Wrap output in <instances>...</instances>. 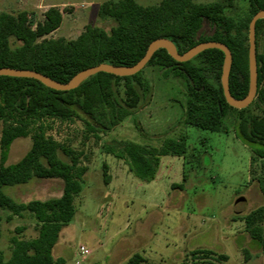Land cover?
<instances>
[{
	"label": "trees",
	"instance_id": "1",
	"mask_svg": "<svg viewBox=\"0 0 264 264\" xmlns=\"http://www.w3.org/2000/svg\"><path fill=\"white\" fill-rule=\"evenodd\" d=\"M236 0L198 3L196 0H162L158 5L142 6L135 0L108 1L102 4L100 15L111 18L110 30L87 26L74 40L49 39L63 21L59 8L51 7L40 22L30 12L17 15L0 13V68L33 70L60 82H69L77 73L106 63L133 66L139 62L149 45L160 38L171 40L180 54L201 42L226 44L233 61L229 77L231 95L243 99L249 91V24L253 16L264 10V0H241L247 4L245 16L228 15ZM208 23L211 33L199 32ZM264 33V19L256 24L258 92L254 102L245 109L231 107L224 96L221 76L224 53L210 49L188 62L175 61L165 49L158 50L144 70L134 76L118 77L98 73L78 88L63 92L50 89L28 78L0 77V224L2 211L6 218L22 217L29 212L38 223V235L31 240L13 237L11 257L5 260L0 251V264H63L53 257L60 235L74 218L76 199L83 190L88 172L81 165L82 152L47 135L46 120L84 123L88 134L100 140L137 113L152 98V85L145 70L155 67L164 76L181 77L186 83L185 125L223 132L228 117L234 119L235 137L251 149V165L258 161L264 167V53L259 52L258 39ZM13 43H19L13 47ZM255 106L260 113L252 110ZM137 128L143 129L137 123ZM31 137L32 143L24 157L7 164L13 143ZM106 153L125 162L129 171L143 182L156 179L161 159L166 156L185 157L184 138H167L160 147L133 141H117L105 146ZM63 154L68 158H61ZM104 164V183L112 177ZM34 179L61 180L63 192L59 198L18 202L5 192L7 187L30 183ZM186 181V176H183ZM264 194V178H258ZM173 187L181 188L182 185ZM245 229L264 251V205L243 217ZM20 231V230H18ZM247 253V251H246ZM188 257L201 264L214 260L226 262L228 256L211 249H195ZM129 264H149L140 254H134Z\"/></svg>",
	"mask_w": 264,
	"mask_h": 264
},
{
	"label": "rangeland",
	"instance_id": "2",
	"mask_svg": "<svg viewBox=\"0 0 264 264\" xmlns=\"http://www.w3.org/2000/svg\"><path fill=\"white\" fill-rule=\"evenodd\" d=\"M108 1L120 0H0V13L17 15L27 11L40 22L49 8L57 7L63 21L47 38L74 40L87 26L110 30L115 25L113 19L100 15L102 4ZM135 1L153 6L162 0ZM215 1L223 0H196ZM247 8L245 2L236 0L228 15L245 16ZM211 31L205 23L203 32ZM258 44L259 52L264 53V33ZM145 77L152 85L151 100L113 132L101 134L100 140L88 134L79 120L45 121L47 135L82 152L81 165L88 167L83 190L75 203L77 212L61 232L53 249L54 259H63V264H129L128 260L137 253L149 264H201L188 257V252L211 249L227 255L228 260H210L207 264H264V251L247 233L242 220L264 205L258 182V178H264L263 162L251 165V149L235 137L231 117L223 132L185 125L186 83L181 77L164 76L155 67L147 68ZM252 110L260 113L255 106ZM2 129L0 122V137ZM167 138H184L187 154L163 157L152 182L138 179L124 161L105 149L114 140L160 147ZM31 143V137L17 139L7 164L21 160ZM60 156L68 161L63 154ZM104 164L112 177L109 185L104 183ZM174 185H182V189ZM5 192L18 202L45 201L62 195L63 182L34 179L25 185L7 187ZM241 198L244 200L239 201ZM1 214L0 251L9 260L12 238H36L38 223L29 212L11 221L6 220L8 211ZM80 246L90 251L85 260L79 254Z\"/></svg>",
	"mask_w": 264,
	"mask_h": 264
},
{
	"label": "water",
	"instance_id": "3",
	"mask_svg": "<svg viewBox=\"0 0 264 264\" xmlns=\"http://www.w3.org/2000/svg\"><path fill=\"white\" fill-rule=\"evenodd\" d=\"M263 19L264 10H260L253 16L249 24L248 42L250 82L248 94L243 99H235L230 92L229 77L233 61L231 50L226 44L216 41L201 42L195 47L189 49L184 54H180L177 50V47L171 40L166 38H160L153 41L149 45L144 57L133 66H116L112 64L103 63L77 73L67 83L57 82L51 79L50 77L33 70L14 68H0V77L6 76L13 78L34 79L41 82L43 85L50 89L68 92L78 88L84 81L101 72L112 74L118 77L134 76L145 69L154 54L160 49H165L175 61L180 63L188 62L206 50L217 49L222 51L225 56L221 76V84L224 91L225 99L231 107L242 110L248 108L254 102L258 92L256 24L259 20ZM202 32L203 29L200 30L199 36L202 34ZM243 200L244 199L241 198L239 201Z\"/></svg>",
	"mask_w": 264,
	"mask_h": 264
},
{
	"label": "built area",
	"instance_id": "4",
	"mask_svg": "<svg viewBox=\"0 0 264 264\" xmlns=\"http://www.w3.org/2000/svg\"><path fill=\"white\" fill-rule=\"evenodd\" d=\"M51 120H53V119H51ZM53 121H57V120H53ZM89 253H90V251L86 246H80L79 254H80L82 260H85L87 258V256L89 255Z\"/></svg>",
	"mask_w": 264,
	"mask_h": 264
},
{
	"label": "crops",
	"instance_id": "5",
	"mask_svg": "<svg viewBox=\"0 0 264 264\" xmlns=\"http://www.w3.org/2000/svg\"><path fill=\"white\" fill-rule=\"evenodd\" d=\"M144 258H145V257H144ZM146 259H147V258H146ZM129 260H130V259H129ZM129 260H128V261H129Z\"/></svg>",
	"mask_w": 264,
	"mask_h": 264
}]
</instances>
